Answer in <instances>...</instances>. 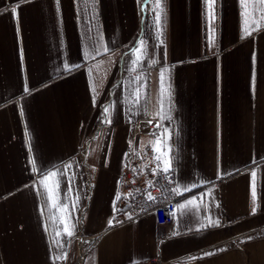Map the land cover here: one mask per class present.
Returning a JSON list of instances; mask_svg holds the SVG:
<instances>
[{"label": "crops", "instance_id": "1", "mask_svg": "<svg viewBox=\"0 0 264 264\" xmlns=\"http://www.w3.org/2000/svg\"><path fill=\"white\" fill-rule=\"evenodd\" d=\"M154 3L0 0V264H264V21L244 36L241 0L215 20L161 0L157 22ZM154 141L175 221L118 222L128 155Z\"/></svg>", "mask_w": 264, "mask_h": 264}, {"label": "built area", "instance_id": "2", "mask_svg": "<svg viewBox=\"0 0 264 264\" xmlns=\"http://www.w3.org/2000/svg\"><path fill=\"white\" fill-rule=\"evenodd\" d=\"M155 152L147 146L132 157L128 155L120 174L117 209L118 222L133 220L146 214H154L159 225H170L175 221L177 199V177L173 167L167 173L157 164ZM159 165V168H158ZM155 170V171H154ZM154 199L149 200L148 194ZM131 217V218H129Z\"/></svg>", "mask_w": 264, "mask_h": 264}, {"label": "snow or ice", "instance_id": "3", "mask_svg": "<svg viewBox=\"0 0 264 264\" xmlns=\"http://www.w3.org/2000/svg\"><path fill=\"white\" fill-rule=\"evenodd\" d=\"M214 3H215V0H206V4H208L209 9L211 11L212 20H215V12H214V8H213ZM241 4L246 9V11L244 13H242V15L245 17L244 36H250L252 34V31L259 30L261 28V22L264 21V0H241ZM249 6L251 7V11L247 10L249 8ZM153 10L157 12L156 20H157V22H159L160 13H162V11H163V8H162V5H161V0H155V3L153 5ZM12 11L15 13L16 10L13 9ZM256 13H259V16H257ZM252 26H254V28ZM213 40H214V30H213ZM105 50H107V49H105ZM133 51L138 53L137 60L133 61V63H137L140 60V58H141L140 54L143 52V48L142 47L139 48V49L134 48ZM66 70L71 71V68L66 66ZM160 76H161V86H162V89H163V77H164L163 72H161ZM253 83H254V81H253ZM138 95H139V93L137 92V97H138ZM108 111H109L108 108L104 109L105 113H108ZM109 122H111V121H109ZM158 143H159V141L152 142L153 151H155L157 153L160 152V148L156 147V145ZM160 159H161V156L157 155L156 156V160H160ZM70 166L71 165H68L66 167H70ZM158 168H159V165H158ZM169 168H170V165L166 164L160 170H162L163 172L167 173L169 171ZM56 175H57L56 172H51V173H49V175L47 177H45L44 184H45L46 188L48 187L47 181L52 179V178H54ZM251 175L253 177V185H252L253 207L251 209V212L254 215V214H256V211H257V207L255 205V201H256V192H255L256 172L253 171L251 173ZM58 187H59V184H58V182H56L55 185H54V189H58ZM54 189H49V191H53ZM187 190H189V189H185V191H187ZM117 198H119V197H117ZM147 198L149 200H153L154 199V197L150 193L148 194ZM188 203H191V201H189ZM129 218H131V217H129ZM108 223H109V226H112V220H109ZM219 224H220V222L218 220L209 219L208 220V225H206V226L218 227ZM74 227H75L74 225H72L70 227L66 226L64 228V234L67 235V236H72L74 234V232H73ZM57 235H60V233L57 232ZM250 239H251V237H250ZM205 255H213V253H205ZM63 258L64 257H57V259H63Z\"/></svg>", "mask_w": 264, "mask_h": 264}, {"label": "rangeland", "instance_id": "4", "mask_svg": "<svg viewBox=\"0 0 264 264\" xmlns=\"http://www.w3.org/2000/svg\"><path fill=\"white\" fill-rule=\"evenodd\" d=\"M154 5V4H153ZM88 249H90V247L88 248ZM81 260V259H80ZM76 264H80V262H76Z\"/></svg>", "mask_w": 264, "mask_h": 264}, {"label": "bare ground", "instance_id": "5", "mask_svg": "<svg viewBox=\"0 0 264 264\" xmlns=\"http://www.w3.org/2000/svg\"><path fill=\"white\" fill-rule=\"evenodd\" d=\"M83 256H84V255L80 256V257H81V259H83V258H84Z\"/></svg>", "mask_w": 264, "mask_h": 264}]
</instances>
